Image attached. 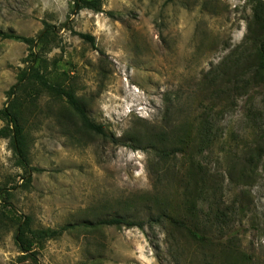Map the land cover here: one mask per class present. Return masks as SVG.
<instances>
[{"label":"rangeland","instance_id":"rangeland-1","mask_svg":"<svg viewBox=\"0 0 264 264\" xmlns=\"http://www.w3.org/2000/svg\"><path fill=\"white\" fill-rule=\"evenodd\" d=\"M100 2L99 12H74L67 0H0V33L36 38L51 27L30 48L0 37V110L35 56L33 65L51 82L71 86L103 128L84 130L65 100L46 92L17 98L28 168L0 139V208L11 218L0 225V264L29 263L14 242L23 217L38 229L111 217L143 223L77 227L45 242L39 264H212L192 241L174 235L176 242L152 222L161 203L170 212L181 207V157L164 166L145 144L135 149L123 140L131 128L160 126L167 110L192 136L204 118L216 140L202 155L194 152L221 180L218 194L231 210L213 240L236 236L247 264H264V78L255 76L252 61L254 14L264 0ZM77 33L92 36L94 46ZM257 145L263 154L248 185L220 176L227 156L238 160Z\"/></svg>","mask_w":264,"mask_h":264},{"label":"trees","instance_id":"trees-1","mask_svg":"<svg viewBox=\"0 0 264 264\" xmlns=\"http://www.w3.org/2000/svg\"><path fill=\"white\" fill-rule=\"evenodd\" d=\"M72 6L74 12L81 10H92L99 12L101 7L100 0H67ZM264 5H259L255 11L254 19L259 35L252 39L257 45L252 61L254 64L255 76L264 78ZM51 31L48 24L36 38H25L15 34L0 33L3 39L19 41L33 47L39 42L46 40ZM77 36L86 43L94 46V38L87 34L77 33ZM36 57L33 56V63L26 69L22 70L19 79L6 93L9 101L3 109L0 110V120L5 124L0 128V139L8 140L9 148L17 157V162L22 169L28 168V158L24 132L21 126V111L17 106L16 100L22 94L27 96H40L46 92L53 97L62 98L67 105L78 117L84 130L103 134L101 125H96L90 121L75 91L71 86L64 87L45 75L40 66H34ZM168 111V110H167ZM166 111V112H167ZM165 112L160 126H147L143 130L134 131L129 129L123 137L140 149V143L145 144V149L151 151L158 157L161 164L170 158L180 156L183 171H181L179 187L181 188V207L177 212H170L161 203L155 218V224L164 225L168 228V235L175 238L174 235L181 237L183 240H190L196 247L197 252L203 259H208L212 264H247L249 256L246 255L236 242V236L226 238L224 241L216 243L212 234L221 232L229 223L231 210L226 205L223 195L218 194L221 191V180L217 179L215 174L206 167L202 160L196 159V154L202 155L216 142L212 134L211 127L203 118L196 129L195 134L190 135L187 128H177V124L168 118ZM122 140V139H121ZM197 141L196 145L194 142ZM196 150V151H195ZM263 148L257 145L253 151L245 152L238 160L231 161V157H226V167L224 170V179L230 182H242L249 184L254 178L256 165L261 159ZM163 175H168V169H163ZM29 181V178H28ZM2 192V191H0ZM1 196V194H0ZM211 198V200L209 199ZM203 199H208L207 205H201ZM7 207L0 208V225L11 220ZM138 227L143 226L142 221H129L123 217H111L108 219L97 220L94 223H78L65 225L56 229L34 228L28 217H23L17 222V228L14 234V242L21 254V258L27 259L28 264H39L37 254L45 242L61 237L64 233L77 227L95 228V227ZM178 242V239L175 238ZM20 264V263H12Z\"/></svg>","mask_w":264,"mask_h":264}]
</instances>
